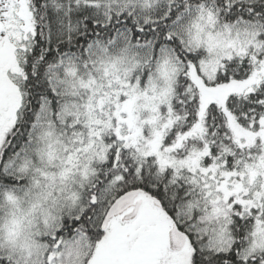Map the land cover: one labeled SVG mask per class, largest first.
Returning <instances> with one entry per match:
<instances>
[{"label":"snow or ice","instance_id":"1","mask_svg":"<svg viewBox=\"0 0 264 264\" xmlns=\"http://www.w3.org/2000/svg\"><path fill=\"white\" fill-rule=\"evenodd\" d=\"M0 264H264V0H0Z\"/></svg>","mask_w":264,"mask_h":264}]
</instances>
